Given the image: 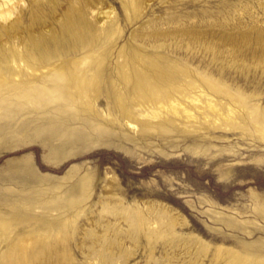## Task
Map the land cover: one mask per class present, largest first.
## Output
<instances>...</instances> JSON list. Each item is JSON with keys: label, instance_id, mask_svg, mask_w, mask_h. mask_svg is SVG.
<instances>
[{"label": "rangeland", "instance_id": "rangeland-1", "mask_svg": "<svg viewBox=\"0 0 264 264\" xmlns=\"http://www.w3.org/2000/svg\"><path fill=\"white\" fill-rule=\"evenodd\" d=\"M0 4V264L264 257V0Z\"/></svg>", "mask_w": 264, "mask_h": 264}, {"label": "bare ground", "instance_id": "bare-ground-1", "mask_svg": "<svg viewBox=\"0 0 264 264\" xmlns=\"http://www.w3.org/2000/svg\"><path fill=\"white\" fill-rule=\"evenodd\" d=\"M8 1L10 0H4V4L7 3ZM0 7H1V4H0ZM75 30H76V27L73 24L71 32L73 31V33L75 34H78L80 32L78 29L76 31ZM16 54L18 55V52H16ZM165 70L166 72H164ZM178 71H181V70L178 68H170V67H167V68L163 67L162 70L148 71L147 69H142L140 67L138 68L137 66H135V67L130 68L125 74V76L122 75V77H125L128 80L127 81L129 82L128 85L131 87L133 92L139 91L140 95L147 100L154 98V95H159L163 99L168 100V105L173 112L179 113L180 108H182L183 112L186 113V115L188 116V115H191V113L186 110V108L184 107V104L179 100V98H177L178 96L176 95V93H174V90H176L175 89L176 73ZM127 82H125L126 85H127ZM178 89L180 92L179 85H178ZM189 100L194 103L198 99H197V96H193ZM209 105L212 109H215V106L213 105V103H209ZM244 247H245V244H244ZM225 253H226V257L223 260L221 259L223 262L222 264H264V257L260 255L258 251L257 253H254V255H251V256L250 255L244 256L239 253H236L235 251H227V252L225 251ZM217 259L218 258H216L215 263H217ZM221 260L218 262L219 264H221L220 263Z\"/></svg>", "mask_w": 264, "mask_h": 264}]
</instances>
